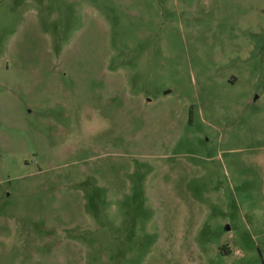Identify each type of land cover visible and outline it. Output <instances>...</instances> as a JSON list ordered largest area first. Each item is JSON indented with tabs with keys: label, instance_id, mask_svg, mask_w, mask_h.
Masks as SVG:
<instances>
[{
	"label": "rangeland",
	"instance_id": "1",
	"mask_svg": "<svg viewBox=\"0 0 264 264\" xmlns=\"http://www.w3.org/2000/svg\"><path fill=\"white\" fill-rule=\"evenodd\" d=\"M0 264H264V0H0Z\"/></svg>",
	"mask_w": 264,
	"mask_h": 264
},
{
	"label": "water",
	"instance_id": "2",
	"mask_svg": "<svg viewBox=\"0 0 264 264\" xmlns=\"http://www.w3.org/2000/svg\"><path fill=\"white\" fill-rule=\"evenodd\" d=\"M227 229H229V228H227Z\"/></svg>",
	"mask_w": 264,
	"mask_h": 264
}]
</instances>
